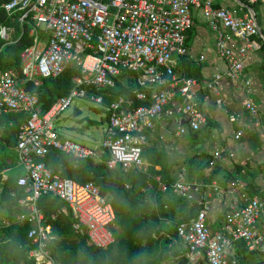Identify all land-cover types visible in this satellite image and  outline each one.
<instances>
[{
    "label": "built area",
    "instance_id": "obj_1",
    "mask_svg": "<svg viewBox=\"0 0 264 264\" xmlns=\"http://www.w3.org/2000/svg\"><path fill=\"white\" fill-rule=\"evenodd\" d=\"M2 8L7 15L21 11L17 21L28 23V34L32 36V44L19 55L18 69L0 71V114L8 111L28 114L17 128L13 147L17 163L23 169L16 184L22 188L23 197L17 203L24 213L15 222H30L26 232L32 244L28 257L37 264H61L47 251L53 235L36 208L40 195L50 194L63 201L72 217L73 231L84 232L88 243L98 247L113 242L108 227L113 224L114 212L92 182L59 177L39 158L57 150L74 161H96L106 153L105 166L109 169L118 166L125 173L143 170L141 149L146 143V132L152 129L155 118L171 113L168 105L174 95L180 100L176 110L186 116L191 130H197L205 121L201 108L191 102L195 79L174 71L180 57L189 54L185 32L191 24V10H200L214 34L217 55L228 65L225 74L214 75L203 86L215 96L218 107L222 105L217 91L219 79L224 75L230 80L238 79L244 59L259 49L255 36L261 35L251 11L236 13L223 6L213 8L212 0H8ZM37 30L46 35L42 50L36 44ZM8 31L7 26H0V39L6 40ZM70 63L78 70L72 78V87L41 112L37 95L26 90L24 83L37 86L42 78L57 76ZM121 70L135 73L133 94L144 103L129 107V102L119 95L106 104V124L97 148L62 137L54 130V121L73 98L102 104L103 95L99 92L109 95ZM243 85H248V81ZM87 88L94 91L88 92ZM145 89L150 90L148 94ZM241 104L251 116L258 115L248 98ZM184 131V126H179L176 134ZM241 134L239 129L233 136L238 138ZM218 156V151H214L213 157ZM154 179L160 190L169 188L180 198L192 199L197 191L181 175L169 185L158 176ZM205 217L206 210L199 209L192 219L176 225V236L188 264L201 255L206 264H234V260L226 257L233 240L243 241L247 250L264 258L262 199L247 197L240 205L233 200L227 205L221 229L217 231L209 230Z\"/></svg>",
    "mask_w": 264,
    "mask_h": 264
},
{
    "label": "trees",
    "instance_id": "obj_2",
    "mask_svg": "<svg viewBox=\"0 0 264 264\" xmlns=\"http://www.w3.org/2000/svg\"><path fill=\"white\" fill-rule=\"evenodd\" d=\"M7 1L0 0V26L9 28L7 39H0V71L18 69L20 53L32 44V36L28 34L29 24L17 21L21 11L7 15L3 10L2 5ZM248 5L254 9V4ZM212 6L218 8L216 4ZM44 35V32L38 30L39 37L46 39ZM255 39L259 43L258 70L264 75V42L259 36H255ZM174 71L181 76L192 77L196 82L201 78L200 65L187 56L180 57ZM77 74V68L70 63L57 76L42 78L37 86H33L31 82H26L23 86L37 95L39 108L43 112L53 101L68 92L73 85L72 78ZM135 77V73L121 70L110 94L99 92L103 95L102 103L106 105L119 95L129 102V107L144 103L134 97ZM87 91L94 90L87 88ZM27 117L25 112L8 111L0 114V264H37L28 257V251L32 247L26 237L30 222H15L16 217L24 213V209L17 203L23 197L22 188L16 184V178L23 173V169H12L17 164L13 147L17 128ZM141 155L147 160L146 168L133 169L128 175L118 166L107 168L106 153L96 161H74L57 150H50L39 158L59 177L71 178L77 182H92L99 194L109 201L114 212L113 224L108 227L113 242L104 248L98 247L88 243L84 232L73 231V220L63 201L50 194L40 195L35 204L43 215L44 224L49 226L53 235L47 245L52 258L61 264H188L175 229L178 223L192 219L199 208L189 200L176 197L169 188L159 189L155 175L167 185L172 181L160 151L142 146ZM189 164H193L194 168L205 166L194 164L191 160ZM155 165H159V169H155ZM245 189L249 197L258 195L264 200V191L255 185L253 179L246 184ZM4 221L9 224L4 225ZM231 251L234 264H246L250 254L254 252L247 250L241 240L232 241ZM193 264H206L204 256L201 255L198 262Z\"/></svg>",
    "mask_w": 264,
    "mask_h": 264
},
{
    "label": "crops",
    "instance_id": "obj_3",
    "mask_svg": "<svg viewBox=\"0 0 264 264\" xmlns=\"http://www.w3.org/2000/svg\"><path fill=\"white\" fill-rule=\"evenodd\" d=\"M213 4L226 7L236 13L251 11L264 36V0L254 2L212 0ZM248 4L252 6L254 4V9ZM204 27L208 26L200 10L192 9L191 24L185 32V39L189 49L188 59L200 65L201 78L193 86V92L194 94L197 91L201 92L195 104L205 115L204 123L197 130H191L187 126L186 116L176 110L180 100L177 95H174L168 105L171 113H162L153 120V127L146 132V143L143 147L160 151L163 154L169 178L172 180L170 183L181 175L184 182L192 183L197 187L193 198L186 200L195 203L199 209L206 210L205 224L213 232L221 229L223 215L229 203L235 200L236 204L240 205L245 198L249 197L245 188L251 179L264 191V145L262 143L264 137V75L258 70L260 57L259 49H257L244 59L237 80H230L225 75L219 79L217 91L218 97L222 99V105L218 107L214 103L215 96L208 93L203 86L214 75L225 74L228 65L215 51L213 32L208 28L211 32L209 38ZM37 38L36 44L42 50L46 40H40L39 36ZM260 39L263 41L262 37ZM199 57L201 59H198ZM244 81H248V85H243ZM149 91V89L144 90L146 94ZM244 98H248L257 108L258 115L251 116L242 106L241 101ZM100 106L102 108L96 111H102L103 116L100 117V121L106 124L107 111L103 103ZM171 114L174 115L172 120L169 118ZM179 126L185 128L182 134H176ZM73 129L81 131L78 128ZM239 129L242 130V134L234 138L233 135ZM200 131H204V134ZM214 151H218V157H213ZM142 158L144 170L147 160L144 155ZM189 160L194 164H205V166L194 168L193 164H189ZM211 161L213 164H210ZM178 163H183V166L176 178L172 179L170 173L173 174L172 168ZM154 168L159 169V165H155ZM131 171L124 173L128 175ZM158 178L160 179L159 176ZM253 197L263 200L258 195ZM260 223H264V219H260ZM179 244L184 250L180 241ZM226 257L228 260H234L231 246ZM246 264H264V261L257 252H253Z\"/></svg>",
    "mask_w": 264,
    "mask_h": 264
},
{
    "label": "rangeland",
    "instance_id": "obj_4",
    "mask_svg": "<svg viewBox=\"0 0 264 264\" xmlns=\"http://www.w3.org/2000/svg\"><path fill=\"white\" fill-rule=\"evenodd\" d=\"M204 28L207 36L210 38L211 32L208 30V27ZM39 39L43 38L40 36ZM100 108L102 106L84 98H73L54 121V130L62 137L69 138L90 148H97L100 145L102 131L105 128V123L100 121V117L103 116L102 111H96V109ZM73 128L81 129V131ZM203 132L200 131V133ZM12 169H22V167L17 163Z\"/></svg>",
    "mask_w": 264,
    "mask_h": 264
},
{
    "label": "water",
    "instance_id": "obj_5",
    "mask_svg": "<svg viewBox=\"0 0 264 264\" xmlns=\"http://www.w3.org/2000/svg\"><path fill=\"white\" fill-rule=\"evenodd\" d=\"M246 8H248V7L246 6ZM255 26L257 27L258 32H259V34L261 35V37L263 38V41H264V36L261 34V31H260L259 26L257 25L256 21H255ZM200 95H201V92H200V91H197V92L194 94V96L191 98V102H196L197 98H198ZM173 117H174V115L171 114L169 118L172 120ZM179 123H181V122H179ZM182 166H183V163H178V164L176 165V167L172 168V171H173L172 173H173V174L171 175V173H170V177H171L172 179H175V178H176V175L178 174V172H179V170L182 168ZM196 262H198V260H196Z\"/></svg>",
    "mask_w": 264,
    "mask_h": 264
}]
</instances>
